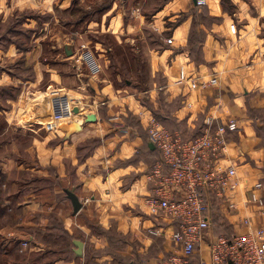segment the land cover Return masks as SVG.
<instances>
[{
  "label": "crops",
  "instance_id": "crops-1",
  "mask_svg": "<svg viewBox=\"0 0 264 264\" xmlns=\"http://www.w3.org/2000/svg\"><path fill=\"white\" fill-rule=\"evenodd\" d=\"M61 16L70 19L71 30L50 33ZM12 18L20 35L35 40L26 53L29 65L46 73L26 82L0 72V132L30 141L24 149L30 159L13 157L21 151L13 142L7 147L12 156L0 159V221L19 217L16 226L11 221L0 229V261L13 264L22 255V239L16 244L6 237L15 228L19 236L34 229L68 233L69 256L55 264H157L168 257L173 246L149 235L155 222L143 206L160 157L149 140L152 117L187 139L200 135L211 117L236 119L240 130L231 135L222 165L237 168L239 210L220 217L213 232L222 224L226 234L245 231L243 218L264 228V192L263 206L251 202L255 186L264 185V0H208L202 8L196 0H0V22ZM45 41L56 67L46 63ZM83 46L101 68L95 76L74 62ZM20 52L13 45L0 48V59L11 61ZM65 53L71 57H61ZM182 71L190 77L185 84ZM44 74L49 80L42 86ZM193 81L200 83L196 90L189 87ZM51 89L74 93L87 113L51 127L34 120L47 115ZM86 115L96 121L86 123ZM75 123L79 130L70 131ZM14 167L24 175L20 180L13 178ZM66 190L83 205L76 215ZM14 203L16 216L7 207ZM36 237L37 251H44ZM75 241L84 243L81 257Z\"/></svg>",
  "mask_w": 264,
  "mask_h": 264
},
{
  "label": "built area",
  "instance_id": "built-area-1",
  "mask_svg": "<svg viewBox=\"0 0 264 264\" xmlns=\"http://www.w3.org/2000/svg\"><path fill=\"white\" fill-rule=\"evenodd\" d=\"M206 7L208 0H196ZM172 44L173 39L166 40ZM80 59L91 75L101 68L88 46L81 48ZM182 71L179 82H189ZM193 81L189 87L198 89ZM81 98L66 93L53 101L51 110L56 125L73 122L83 115ZM75 109L79 110L76 114ZM85 118V116H83ZM240 130L236 119L227 122L206 120L203 132L191 139L165 127L155 117L148 124L150 142L160 157L148 175L151 192L144 199V209L155 225L149 235L167 240L173 246L159 264H264V228L255 227L250 218L241 220L245 231L214 233L218 219L236 215L240 178L236 166H223L230 137ZM264 185L255 186L252 203L263 206ZM22 244V249L27 247ZM207 247V249H206Z\"/></svg>",
  "mask_w": 264,
  "mask_h": 264
},
{
  "label": "rangeland",
  "instance_id": "rangeland-1",
  "mask_svg": "<svg viewBox=\"0 0 264 264\" xmlns=\"http://www.w3.org/2000/svg\"><path fill=\"white\" fill-rule=\"evenodd\" d=\"M61 20L62 21L60 23L50 25V27H49L50 33L51 32L52 33L57 32L58 30H61L62 32L71 30V27L68 25V21H67L70 19L68 17L61 16ZM84 26H85L84 24L82 26H80L79 28L81 30H78V31L81 32L83 30ZM20 28H21L20 23H18V21H14L13 18L8 20L7 22H5L3 24L0 22V32H1L0 33V48L5 51L9 46L11 47V45H13L14 47H16L17 49H19L21 51L20 52L21 56L13 58V59H11V61L8 59L4 60V58L0 59V72L1 73L5 72V73H7L13 77H17L18 79H20L22 81L31 82V81H34L35 79H37L38 76L42 72H45V71L43 69H42L43 71H41V69L39 71H36V70H34V68L31 65H29L31 63H28V60L26 58V53L31 51L35 47L36 43L34 40L30 44L29 40H27L24 35H20L17 32L18 30H20ZM100 39L105 40L106 44L109 43V41L106 37H102V38L100 37ZM26 41L29 42V45H30L28 50L25 49ZM44 56L47 59V62H46L47 64H50L53 67H56L55 64L57 62L56 61L57 56L54 55V53L52 52L51 45L48 43V41L44 42ZM61 57H64L65 59H69L71 56H68L67 53H65V54L61 55ZM34 61H35V59L32 60L31 62H34ZM79 61H81L82 66H84L82 60L80 59V55L77 56V58L74 62H75V64H77V63H79ZM59 62H61V61L59 60ZM42 63H44V61H42ZM50 74H51V71L49 70V77H50ZM48 80H49L48 75L46 76L44 74V80L42 81V83H43L42 86H45L48 83ZM49 83L51 84V82H49ZM2 88L3 87H0V89H2ZM144 88L142 87V89H144ZM18 90L15 91L14 95L18 96V93H19ZM51 91H52V89L50 90V94H52ZM4 94L5 93L2 91L1 95L5 96ZM65 94L66 93L63 92V93H60L59 95H56L53 92V94L50 97L51 98L50 106L48 107L47 113H45L47 115L44 118L39 117V118H35L34 120H37L38 122L40 121V122H42L43 125H48L50 127L52 126L51 124H55L54 120H53V116H52L51 106H52V103L55 99L62 98ZM70 95L77 96L74 93H71ZM82 105H83V110H85L84 113H87L88 106L85 105L84 103ZM81 118H82V115H81ZM12 142L14 144L16 143L17 145L21 146V151L19 153L16 152L15 153L16 156H13V157H16L18 159H26V158L30 159V155L27 153L26 150H24L26 148L28 149L30 141H28V139H26V137L23 135H21V136L12 135L9 133H5L3 130L0 132V159H7L10 156H12L11 155L12 151L10 148L11 146H9V149L7 148L8 145ZM13 154H14V152H13ZM16 158H12V159H16ZM15 170H17V168L14 167V170L12 172L13 178H15V180L16 179L20 180L21 178H23L24 175L21 174L19 172V170H17V171H15ZM1 183H2V189L8 190V188H9L8 183H5L3 181ZM7 207L13 211L14 216L17 215V214H15V212L17 210V204H15V203L10 204L9 206L7 205ZM147 215L149 216V213H147ZM35 216L36 215L32 216V218L34 217L33 221H35L37 219V218H35ZM8 217L10 218V216H8ZM17 219H14V217H12V220L9 219L8 222H4V221L1 222L0 221V229H6L5 227H8L10 225L11 221L14 222V224H12L13 227L16 226L18 224ZM51 223L54 224L55 226L57 224L56 220H53ZM12 225H10L9 227H11ZM218 227H219V225H218ZM220 228H222V229H220ZM220 228L216 229V233L220 234V233L225 232L226 228L223 224L221 225ZM15 229L13 231H10V233L6 235V237L8 239H11L13 241L16 238L22 239L21 241L16 240L18 242V244L16 241H14L18 245V248L20 245V249H18V252L22 255H19V256L17 255L16 257H14L13 264H24L25 262H31V264H55L56 261L61 260V259H67V257L69 256L68 251H67V248L69 247V246H67L68 241L65 237L66 233H64V234L58 233L59 231H54L51 233V231L49 230L48 233L44 234L43 232H39L37 229H34V230L27 231V235L25 234L24 236H19L18 232ZM35 236H37L39 239V242H41L43 244L44 251H37L39 246L36 245V243H35ZM24 242H26L28 246L25 249H22V244ZM3 255L5 256V254H3ZM165 258L166 257H163V259L158 261L157 264H159V262H161ZM0 264H9V260L8 259H4V260L1 259Z\"/></svg>",
  "mask_w": 264,
  "mask_h": 264
},
{
  "label": "water",
  "instance_id": "water-1",
  "mask_svg": "<svg viewBox=\"0 0 264 264\" xmlns=\"http://www.w3.org/2000/svg\"><path fill=\"white\" fill-rule=\"evenodd\" d=\"M75 113H78V110L75 109L74 111ZM96 121V116L95 115H86V119H85V122L88 123V122H94ZM69 130L70 131H77L79 130V126L75 123V124H72L70 127H69ZM65 193L67 194L69 200L71 201L72 205H73V209H74V214H78L82 208H83V205L81 203V201L79 200V198L72 192L66 190ZM74 245L76 247V255L81 257L83 255V250H84V243L81 242V241H75L74 242Z\"/></svg>",
  "mask_w": 264,
  "mask_h": 264
},
{
  "label": "trees",
  "instance_id": "trees-1",
  "mask_svg": "<svg viewBox=\"0 0 264 264\" xmlns=\"http://www.w3.org/2000/svg\"><path fill=\"white\" fill-rule=\"evenodd\" d=\"M21 18H22V17H21ZM21 18H20V19H21ZM65 237H66L67 241L70 243L71 240H72V237H70L68 233L65 234ZM73 244H74V243H73ZM67 246H68V245H67ZM74 246H75V245H74ZM70 256L72 257V254H70Z\"/></svg>",
  "mask_w": 264,
  "mask_h": 264
}]
</instances>
